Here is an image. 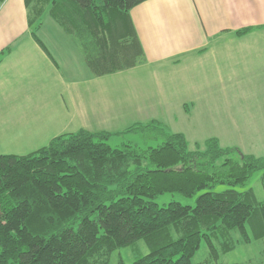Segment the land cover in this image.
<instances>
[{"label": "trees", "instance_id": "obj_1", "mask_svg": "<svg viewBox=\"0 0 264 264\" xmlns=\"http://www.w3.org/2000/svg\"><path fill=\"white\" fill-rule=\"evenodd\" d=\"M147 1L24 0L35 41L47 52L37 36L47 15L80 48L93 77L145 62L130 12ZM139 134L162 143L114 149L110 133L81 130L29 155H0V264H108L139 241L149 253L132 264H193L203 241L210 251L203 264H217L237 245L264 243V200L243 190L258 171L264 190V156L216 138L191 149L184 134L157 120L117 136ZM221 185L229 189L214 192ZM166 193L200 195L195 206L154 202Z\"/></svg>", "mask_w": 264, "mask_h": 264}, {"label": "crops", "instance_id": "obj_2", "mask_svg": "<svg viewBox=\"0 0 264 264\" xmlns=\"http://www.w3.org/2000/svg\"><path fill=\"white\" fill-rule=\"evenodd\" d=\"M130 16L145 62L127 71L93 77L80 48L60 27L46 29L43 25L38 31L46 52L32 36L24 0H6L0 6V53L11 49L0 62L1 138L29 148L27 153L12 155H29L68 134L67 129L88 130L86 122L91 116L86 96L94 88L92 83L105 78L141 69L149 90L159 76L157 91L167 82H178L189 96L179 99L185 111L193 96L195 110L197 100L208 97L202 93V83L264 80V29L259 28L264 26V0H149L131 10ZM246 28L259 29L239 36ZM120 77L130 86L135 80ZM249 87L245 85L246 94ZM141 112L139 108L134 115L142 118ZM114 113L105 118L102 114L94 123L105 130L130 115L114 117ZM188 116L186 111L182 118L187 121ZM136 118L131 122L142 123ZM260 130L259 145L264 143V127Z\"/></svg>", "mask_w": 264, "mask_h": 264}, {"label": "rangeland", "instance_id": "obj_3", "mask_svg": "<svg viewBox=\"0 0 264 264\" xmlns=\"http://www.w3.org/2000/svg\"><path fill=\"white\" fill-rule=\"evenodd\" d=\"M33 7L34 3L32 4ZM37 20L35 19L33 27L37 26ZM43 22L46 29L58 26L47 15L44 16ZM49 36L53 40L57 38L54 35ZM41 37H44V35L42 34ZM68 38L70 37L68 36ZM248 68L250 69V66ZM255 68H260V66H256ZM138 70L92 83L91 86L94 88H89L90 90L86 96L88 116H91V118L86 122V129L88 130L85 131L91 133H110L111 137L107 143L114 149L129 142L144 148L156 147L162 141L151 136L144 137L142 134L136 136H117V134L138 123L131 122L133 117H137L136 119H140L138 121L142 123L155 119L166 123L165 125L171 132L184 134L191 149H194V144L196 143L204 144L206 140L216 138L222 147L238 148L246 155L264 156V143H262L263 145H259L262 139L259 131H261V127H264V80L253 84H241L239 82L222 84L212 81L208 84L202 83L201 88L205 87V91L202 93L208 95V97L198 99V109L195 110V103L193 104L195 92L192 94L194 98L192 97L193 100L189 102V109H186L189 112L186 121L182 118L186 111L180 105L179 99L183 96H189L183 87H178V82L174 83L173 81L171 83L167 82L164 89L159 88V91H157V84L161 83V76H159L152 80V85L150 83L152 92V90L147 88L145 80L142 79L145 77L142 74L143 71L141 69ZM120 76H131L135 80L130 86ZM245 85L250 86L248 94L244 91ZM223 88H226V91ZM180 92L183 93L182 96ZM139 108L142 109V118L134 115V112ZM112 110L115 111L114 117L120 113L130 115H128L126 120L114 123L112 128H106L105 130L99 128L100 126H97L94 120L102 114L104 118L110 116ZM93 123L94 126H92ZM76 132L78 130L71 128V130L67 129L65 133ZM28 149L26 146L14 144V142L1 138L0 132V155L27 153L29 152ZM262 173V171L255 173L243 189L254 190L260 201L264 200V190L261 183ZM227 189L229 187L221 185L217 186L214 192H222ZM199 195L186 198L180 194L166 193L157 197L154 202L160 206H166L172 202L185 206H195ZM148 253L149 250L144 241H139L132 246L115 251L109 258L108 264H119L120 262L132 264ZM209 253V248L206 242L203 241L192 261L193 264H203L208 261ZM263 253V242H253L248 245L240 244L234 250L222 254L217 264H262V261L264 264Z\"/></svg>", "mask_w": 264, "mask_h": 264}]
</instances>
